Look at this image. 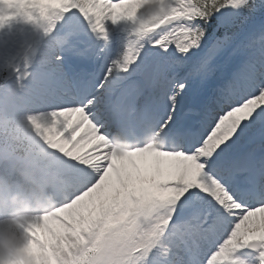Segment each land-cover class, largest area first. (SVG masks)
Instances as JSON below:
<instances>
[{"label":"snow or ice","instance_id":"1","mask_svg":"<svg viewBox=\"0 0 264 264\" xmlns=\"http://www.w3.org/2000/svg\"><path fill=\"white\" fill-rule=\"evenodd\" d=\"M156 2L0 0L47 37L0 79V178L57 200L0 264H264V0Z\"/></svg>","mask_w":264,"mask_h":264},{"label":"clouds","instance_id":"2","mask_svg":"<svg viewBox=\"0 0 264 264\" xmlns=\"http://www.w3.org/2000/svg\"><path fill=\"white\" fill-rule=\"evenodd\" d=\"M166 0L147 6L142 13L146 18L161 15ZM16 174L21 182L20 193L5 195L10 183L0 178V254H15L22 245L20 228L32 217L56 206L55 195L48 191L44 170L27 164L18 166Z\"/></svg>","mask_w":264,"mask_h":264},{"label":"rangeland","instance_id":"3","mask_svg":"<svg viewBox=\"0 0 264 264\" xmlns=\"http://www.w3.org/2000/svg\"><path fill=\"white\" fill-rule=\"evenodd\" d=\"M121 23L127 28V24L125 22L121 21ZM14 29H20V39L18 44H20L23 39H28L33 34L32 31H27L25 20L22 18L11 20L7 24H5L3 28H0V76L2 77L6 75L5 70L7 69V65L9 63V57L12 51L9 38L11 37V34L13 36L17 35ZM43 29L41 28V30L38 31L37 33L38 37L41 35L40 34L41 32H44ZM35 55H36V51H33L31 59ZM27 56L28 58H30L29 51H27ZM2 57H3V62L1 64Z\"/></svg>","mask_w":264,"mask_h":264},{"label":"bare ground","instance_id":"4","mask_svg":"<svg viewBox=\"0 0 264 264\" xmlns=\"http://www.w3.org/2000/svg\"><path fill=\"white\" fill-rule=\"evenodd\" d=\"M108 26H110V24L107 23L106 28H107ZM46 40H47V37H44V39L42 40V42H43V41H46ZM104 43H105V44H106V43H109V41L106 42V41H104V40L101 39V45H100V46L102 47V45H103ZM107 48L109 49V47H107ZM110 49H113V48L111 47ZM250 244H251V242H250ZM234 255H235V253L233 254V256H234ZM250 258H252V256H250Z\"/></svg>","mask_w":264,"mask_h":264}]
</instances>
